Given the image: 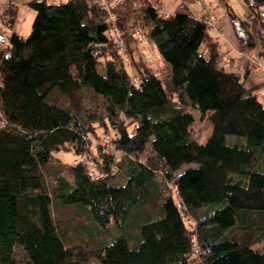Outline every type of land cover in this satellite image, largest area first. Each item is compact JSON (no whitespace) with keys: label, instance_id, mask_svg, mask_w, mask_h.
<instances>
[{"label":"trees","instance_id":"16d2710c","mask_svg":"<svg viewBox=\"0 0 264 264\" xmlns=\"http://www.w3.org/2000/svg\"><path fill=\"white\" fill-rule=\"evenodd\" d=\"M245 2L250 20L231 17L240 50L253 48L250 21L264 39V0ZM27 4L28 32L0 48V264H19L13 246L21 264H264V104L244 83L251 62L222 64L214 41L200 49L207 26L185 6L163 16L156 0L122 2L121 47L91 0ZM136 24L163 78L132 57ZM188 106L211 124L202 142L189 138Z\"/></svg>","mask_w":264,"mask_h":264},{"label":"rangeland","instance_id":"374dc122","mask_svg":"<svg viewBox=\"0 0 264 264\" xmlns=\"http://www.w3.org/2000/svg\"><path fill=\"white\" fill-rule=\"evenodd\" d=\"M204 2L210 3L212 5L211 12L215 14L216 19L213 23V26L206 25L207 27H205L203 37L199 45L200 49H202L208 42H216L219 61L222 64H226L230 57L234 59L235 64L237 65H239L240 57L245 56L244 58L249 61V52H251L253 55H257V57L261 59H264V55L259 54V52L262 50V47L264 54V39L261 37L259 30L253 22L251 23L250 21L249 26V30L253 35V48H249L247 50H240L238 48V42L231 27L232 16L245 19L249 18V9L245 0H156V4L159 5V13L162 15L163 13H169L176 9L183 8L182 6H185L188 12L198 18L201 3ZM118 7H120V5ZM28 10H26L24 7L20 8V17L23 16L24 19H27ZM261 10L264 11V7H260L259 9L260 17L264 18V14H260ZM18 20L20 22L17 24L16 30L18 29L21 35L24 36L28 32L27 30L30 26V22L28 23L26 20V23H24V21H22V19L19 17ZM135 27L140 28L141 32L135 36L130 35L134 40V42L131 43L133 52L132 57L139 59L141 64L146 62L150 66L149 69L151 71H154L158 77L163 78L166 63L157 53L151 40L145 37V28L138 24H136ZM11 30L12 26H9L5 21L0 23V32L4 35L6 40H8ZM120 42L123 44L122 37H120ZM1 47L2 44L0 43V48ZM120 50H122L124 54H127L125 47ZM125 61L127 63L126 66L128 71L134 73V69L132 70V68H130L128 65L127 57H125ZM244 83L247 85H254V91L257 98L264 104V66L260 65L258 62H256V64L253 63L244 79ZM187 109L193 114V122L190 124L189 138H192L198 142H202L210 131L211 124L204 116H200L199 111L196 108L188 106ZM55 155L63 160H71L74 156L69 151L61 150L57 151ZM185 166L186 165H182L178 171H181ZM13 255L19 264L24 262V255L19 246H13Z\"/></svg>","mask_w":264,"mask_h":264},{"label":"built area","instance_id":"2783aa9c","mask_svg":"<svg viewBox=\"0 0 264 264\" xmlns=\"http://www.w3.org/2000/svg\"><path fill=\"white\" fill-rule=\"evenodd\" d=\"M130 2L131 4H136L139 0H91V2L98 4L100 8H102L106 13V20L110 23L111 32H112V41L116 44L121 45L120 37H121V29L116 25L115 19H114V11L118 8V6L122 2ZM11 2L10 0H0V23H3L6 16V10L10 6ZM212 5L210 3H201L200 9H199V18L203 21V23L207 26H213V23L216 19L215 14L211 12ZM160 10H158L159 12ZM168 13H163V16H166ZM260 14H264V11L261 10ZM162 15V14H161ZM141 32V29L138 27H134L131 31L130 35H137ZM0 43L2 44V47H4L8 40L5 39L4 35L0 32ZM1 47V48H2ZM249 61L253 64L256 62L260 63V65L264 66V59H261L257 57V55H253L251 52L249 53L248 57ZM131 82L133 84H136L137 78L136 76H132ZM3 121L0 119V124ZM106 141L105 137L103 138V142ZM76 159H73V162H76ZM88 166V174L95 178L99 176V174H96L94 171L95 165L94 162L91 160L87 161Z\"/></svg>","mask_w":264,"mask_h":264},{"label":"crops","instance_id":"0c3cea01","mask_svg":"<svg viewBox=\"0 0 264 264\" xmlns=\"http://www.w3.org/2000/svg\"><path fill=\"white\" fill-rule=\"evenodd\" d=\"M27 1L28 0H10V2H11V6L10 7H13L14 8V15H13V18H12V20H11V22L8 24L7 23V15L5 16V22L9 25V26H12V30H11V33L12 32H14V33H16V34H18V35H21V33H20V31H18V29L16 30V27H17V24L20 22L19 20H18V17L20 18V19H22V21H24V23H26V20H27V22L29 23V22H31V20H32V17H33V14H34V12H33V10L29 7V5L27 4ZM48 1H52V2H57V1H60V0H48ZM22 7H24L26 10H28L29 8L31 9H29L28 10V17H27V19H24L23 18V16L22 17H20V13H19V10H20V8H22ZM29 7V8H28ZM28 30H29V28H28ZM27 30V31H28ZM22 36V35H21ZM232 57H230V59H231ZM232 64L234 65V67H239V65H237V64H235V61H234V59H232ZM246 86H250V85H247V84H245Z\"/></svg>","mask_w":264,"mask_h":264},{"label":"water","instance_id":"95a60500","mask_svg":"<svg viewBox=\"0 0 264 264\" xmlns=\"http://www.w3.org/2000/svg\"><path fill=\"white\" fill-rule=\"evenodd\" d=\"M247 2H248L249 4H251V0H247Z\"/></svg>","mask_w":264,"mask_h":264},{"label":"bare ground","instance_id":"6f19581e","mask_svg":"<svg viewBox=\"0 0 264 264\" xmlns=\"http://www.w3.org/2000/svg\"><path fill=\"white\" fill-rule=\"evenodd\" d=\"M250 53V52H249ZM245 57V56H244ZM252 64V63H251Z\"/></svg>","mask_w":264,"mask_h":264}]
</instances>
